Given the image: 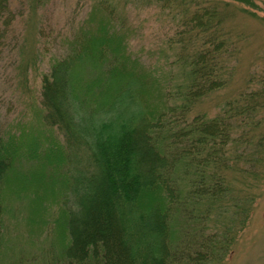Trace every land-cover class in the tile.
<instances>
[{
	"label": "trees",
	"instance_id": "1",
	"mask_svg": "<svg viewBox=\"0 0 264 264\" xmlns=\"http://www.w3.org/2000/svg\"><path fill=\"white\" fill-rule=\"evenodd\" d=\"M159 1L178 28L176 39H161L164 64L144 67L128 44L111 38L90 45L84 34L42 76L41 120L62 140L71 185L59 206L68 216L60 229L68 244L50 264H223L231 254L236 228L210 221L212 209L200 204L234 196L229 174L239 170L241 153L233 148L250 142L261 124L264 73L257 89L214 116L194 112L233 75L224 26L230 0ZM12 19L8 0H0V47ZM168 49L175 55L167 61ZM139 68L143 76L166 73L160 106L148 104L149 78ZM3 142L0 184L23 157L19 145ZM2 207L0 199V216ZM1 227L0 217V243Z\"/></svg>",
	"mask_w": 264,
	"mask_h": 264
},
{
	"label": "rangeland",
	"instance_id": "2",
	"mask_svg": "<svg viewBox=\"0 0 264 264\" xmlns=\"http://www.w3.org/2000/svg\"><path fill=\"white\" fill-rule=\"evenodd\" d=\"M127 1L8 0L13 19L0 47V137L3 143L19 145L23 157L0 184V264H50L68 244V236L60 231L68 216L59 209L64 197H70L65 195L69 178L62 172L66 150L57 131L41 120L38 99L51 61L62 56L71 38L86 34L90 45L111 38L121 47L128 44L129 52L152 69L157 60L164 64L167 47L161 46V39L177 38V21L171 20L159 0ZM228 5L224 26L232 35L228 47L234 50L233 75L194 109L209 117L241 92L257 89L260 84L255 80L264 73V0H230ZM168 50L167 61L175 55ZM142 71L139 68L141 76L149 78L148 104L160 106L166 73L147 70L143 76ZM259 112L261 124L250 142L235 143L233 148L241 153L236 163L240 171L229 174L234 196L228 202L200 204L212 209L210 221L236 228L231 254L223 264H264V110Z\"/></svg>",
	"mask_w": 264,
	"mask_h": 264
}]
</instances>
